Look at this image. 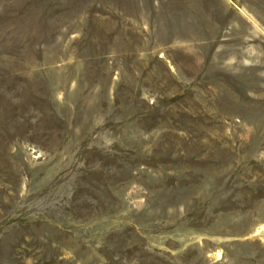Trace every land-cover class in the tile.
<instances>
[{"label": "rangeland", "instance_id": "1", "mask_svg": "<svg viewBox=\"0 0 264 264\" xmlns=\"http://www.w3.org/2000/svg\"><path fill=\"white\" fill-rule=\"evenodd\" d=\"M0 264H264V0H0Z\"/></svg>", "mask_w": 264, "mask_h": 264}]
</instances>
